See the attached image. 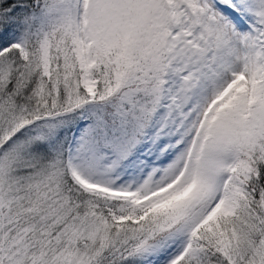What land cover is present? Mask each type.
Masks as SVG:
<instances>
[{"label": "snow or ice", "instance_id": "6c2138e0", "mask_svg": "<svg viewBox=\"0 0 264 264\" xmlns=\"http://www.w3.org/2000/svg\"><path fill=\"white\" fill-rule=\"evenodd\" d=\"M0 264H264V0H0Z\"/></svg>", "mask_w": 264, "mask_h": 264}]
</instances>
